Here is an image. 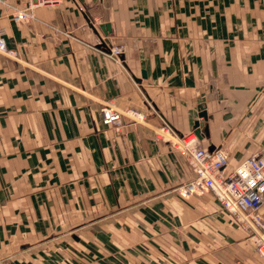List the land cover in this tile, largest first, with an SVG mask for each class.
Instances as JSON below:
<instances>
[{
    "label": "crops",
    "instance_id": "crops-1",
    "mask_svg": "<svg viewBox=\"0 0 264 264\" xmlns=\"http://www.w3.org/2000/svg\"><path fill=\"white\" fill-rule=\"evenodd\" d=\"M10 3L0 264H264L212 191L181 194L195 173L171 143L199 120L231 167L264 148V0H63L21 22Z\"/></svg>",
    "mask_w": 264,
    "mask_h": 264
},
{
    "label": "built area",
    "instance_id": "built-area-1",
    "mask_svg": "<svg viewBox=\"0 0 264 264\" xmlns=\"http://www.w3.org/2000/svg\"><path fill=\"white\" fill-rule=\"evenodd\" d=\"M25 7L14 15L16 21H29L34 18V10L40 6L60 5L63 0H21ZM11 0H0V3L11 5ZM0 51L15 57L17 51L7 49L3 38H0ZM124 47H113L111 56L119 59ZM103 123L120 130L124 126L125 113L112 102L107 101L100 108ZM135 122L143 121L146 116L140 111H128ZM166 131L172 129L165 125ZM157 139H162L157 134ZM172 145L179 151L195 177L181 191L189 195L198 191H212L223 208L232 214L250 233L256 251L264 262V148L245 158L235 167L230 166L229 155L222 148L204 147L196 131L183 133Z\"/></svg>",
    "mask_w": 264,
    "mask_h": 264
},
{
    "label": "water",
    "instance_id": "water-1",
    "mask_svg": "<svg viewBox=\"0 0 264 264\" xmlns=\"http://www.w3.org/2000/svg\"><path fill=\"white\" fill-rule=\"evenodd\" d=\"M103 30L105 31V33L108 35L110 32H111V28H110V25L106 24V25H103L102 26ZM143 76L145 77L146 76V73L143 72ZM199 116L201 118H204V119H208V113H207V110L205 109V107L203 105L200 106V114ZM194 128H195V131L196 133L198 134L199 138H202V129L200 127V121L197 120L195 122V125H194Z\"/></svg>",
    "mask_w": 264,
    "mask_h": 264
},
{
    "label": "rangeland",
    "instance_id": "rangeland-1",
    "mask_svg": "<svg viewBox=\"0 0 264 264\" xmlns=\"http://www.w3.org/2000/svg\"><path fill=\"white\" fill-rule=\"evenodd\" d=\"M244 228V227H243ZM245 229V228H244ZM246 230V229H245ZM247 234L250 236V233L246 230ZM251 237V236H250Z\"/></svg>",
    "mask_w": 264,
    "mask_h": 264
}]
</instances>
